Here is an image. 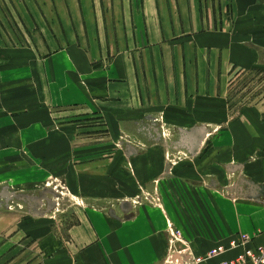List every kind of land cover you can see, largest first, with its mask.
Instances as JSON below:
<instances>
[{"label": "crops", "instance_id": "0c3cea01", "mask_svg": "<svg viewBox=\"0 0 264 264\" xmlns=\"http://www.w3.org/2000/svg\"><path fill=\"white\" fill-rule=\"evenodd\" d=\"M41 5L54 28L52 35L45 29L44 46L0 50V125L14 124L0 127V141L25 132L34 140L33 153L45 151L53 138L46 133L36 141L35 125L44 120L37 108L80 103L103 116L112 138L150 111L192 123L217 105L223 115L229 75L264 58V0H41ZM252 136L256 143L249 149L241 143L239 158L246 160V151L256 149L264 157V133ZM246 163L251 178L264 180L258 175L264 173V158ZM251 192L233 201L213 186L206 190V230L194 244L202 252L190 247L196 255L239 233L251 238L247 246L264 247V181H255ZM31 220L21 225L14 213H0V264H145L150 251L156 257L147 264H159L168 247L165 219L151 207L130 216L89 210L65 238L49 222ZM238 250L202 264H219Z\"/></svg>", "mask_w": 264, "mask_h": 264}, {"label": "rangeland", "instance_id": "374dc122", "mask_svg": "<svg viewBox=\"0 0 264 264\" xmlns=\"http://www.w3.org/2000/svg\"><path fill=\"white\" fill-rule=\"evenodd\" d=\"M229 5L226 18L231 22ZM41 8V0H0V50L44 46L45 29L52 35L54 28ZM55 24H60L59 15ZM227 82L223 115L217 105L196 121L183 123L163 111H150L140 122L122 125L115 138L108 134L103 116L80 103L37 108L44 120L35 125L36 141L46 133L53 138L40 154L30 149L34 140L25 132L0 141V213H14L21 225L31 219L39 225L49 222L56 236L65 238L68 228L89 210H101L107 217L130 216L151 207L166 223L168 247L159 264H179L191 244L195 253L202 252L194 244L206 230V190L213 186L235 201L252 195L255 181H264L246 171V161L264 158L259 150L246 151V160L237 151L241 143L253 147V132L264 133V58L249 69L237 68ZM11 121L0 127H14ZM176 230L181 240H174L175 247L181 255L174 262L169 239ZM155 257L150 251L144 263Z\"/></svg>", "mask_w": 264, "mask_h": 264}, {"label": "built area", "instance_id": "2783aa9c", "mask_svg": "<svg viewBox=\"0 0 264 264\" xmlns=\"http://www.w3.org/2000/svg\"><path fill=\"white\" fill-rule=\"evenodd\" d=\"M173 238V239H171ZM169 239V248L170 253H172L171 261H180V253L175 247V243L178 241L174 240H181V234L179 230H176L175 233ZM251 238L247 235H240L236 239H231L226 245L219 244L209 251H207L203 255H196L191 249L186 247L184 249V253L182 258L184 260L180 261L179 264H202L203 262L215 258L219 255H222L231 250H238L232 258L222 260L219 264H264V247L257 246V247H250L247 246L250 242Z\"/></svg>", "mask_w": 264, "mask_h": 264}]
</instances>
